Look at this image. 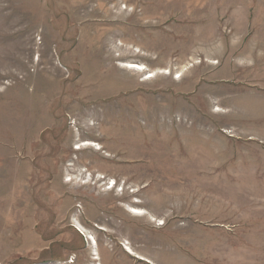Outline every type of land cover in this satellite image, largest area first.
<instances>
[{"label": "rangeland", "instance_id": "rangeland-1", "mask_svg": "<svg viewBox=\"0 0 264 264\" xmlns=\"http://www.w3.org/2000/svg\"><path fill=\"white\" fill-rule=\"evenodd\" d=\"M263 135L264 0H0V264H264Z\"/></svg>", "mask_w": 264, "mask_h": 264}, {"label": "bare ground", "instance_id": "bare-ground-1", "mask_svg": "<svg viewBox=\"0 0 264 264\" xmlns=\"http://www.w3.org/2000/svg\"><path fill=\"white\" fill-rule=\"evenodd\" d=\"M125 66H127L128 68H132V69H134V70H139V71H143L144 69H145V67H143L141 64H139V63H127ZM153 76V74H149V77H152ZM133 209H132V211H134V212H139V211H137L138 209H140V208H137V207H132ZM93 237V236H92ZM92 240V239H91ZM93 241H94V239H93ZM93 241H91V242H93ZM95 242V241H94ZM95 244V243H94ZM130 253L131 254H133V252L132 251H130Z\"/></svg>", "mask_w": 264, "mask_h": 264}, {"label": "crops", "instance_id": "crops-1", "mask_svg": "<svg viewBox=\"0 0 264 264\" xmlns=\"http://www.w3.org/2000/svg\"><path fill=\"white\" fill-rule=\"evenodd\" d=\"M258 137H259V139H261L262 142L264 143V135H263V136H258Z\"/></svg>", "mask_w": 264, "mask_h": 264}, {"label": "built area", "instance_id": "built-area-1", "mask_svg": "<svg viewBox=\"0 0 264 264\" xmlns=\"http://www.w3.org/2000/svg\"><path fill=\"white\" fill-rule=\"evenodd\" d=\"M115 185V183L113 184V186Z\"/></svg>", "mask_w": 264, "mask_h": 264}]
</instances>
